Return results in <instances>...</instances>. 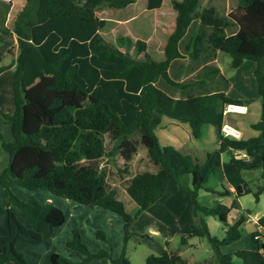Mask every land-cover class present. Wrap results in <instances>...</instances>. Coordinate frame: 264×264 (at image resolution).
Segmentation results:
<instances>
[{
  "label": "trees",
  "instance_id": "1",
  "mask_svg": "<svg viewBox=\"0 0 264 264\" xmlns=\"http://www.w3.org/2000/svg\"><path fill=\"white\" fill-rule=\"evenodd\" d=\"M163 1L147 0L146 8H159ZM134 2L26 0L12 26H0V31L14 32L18 39L16 58L7 64L0 58V73L13 67L14 100L13 112L4 114L11 122L13 139L7 140L0 131L1 148L8 154L7 165L0 170V188L8 198V233L0 234V264L9 259L30 264L18 243H41L67 219L53 203H42L33 196L18 198L12 183L119 214L126 246L133 221L163 197L170 181L190 201L192 232L181 236L183 244L192 236L206 237L215 264H264V241L255 238L262 235L259 230L253 232L255 249L223 251L241 238L246 214L229 222L231 209L238 206L236 198L213 206L199 202L201 190L219 197L230 193L225 186H206L214 166L204 172L198 159L173 145H163L156 133L163 116L188 123L196 138L205 124L217 126L219 149L229 152L238 168L242 166L234 151L260 143L262 182L254 196L256 200L264 196V0H173L175 25L160 60L153 59L145 40L134 42L123 36L114 43L101 33L109 21L97 13L103 6L125 8ZM219 51L230 54L234 68L246 59L256 63L261 116L253 127L258 136L238 139L221 132L225 104L241 100L228 95L232 82L217 63ZM140 145L146 148L154 169L139 171L127 180L125 189L137 205L132 214L118 189L108 184L106 169L98 160L119 154L127 173ZM11 204L31 220V227ZM210 215L227 227L223 238L211 234L206 220ZM259 222L264 226V217ZM73 232L67 245L85 258L75 262L53 252L52 264H87L104 257L131 264L125 251L117 258L107 249L92 252L80 230ZM97 235L107 239L101 230ZM180 261L179 254L169 251L168 242L163 251L146 258V264Z\"/></svg>",
  "mask_w": 264,
  "mask_h": 264
},
{
  "label": "rangeland",
  "instance_id": "2",
  "mask_svg": "<svg viewBox=\"0 0 264 264\" xmlns=\"http://www.w3.org/2000/svg\"><path fill=\"white\" fill-rule=\"evenodd\" d=\"M146 1L147 0H135L134 3L125 8L103 6L97 13L101 17L107 18L109 21L106 27L101 31V33L108 40L114 43L117 42L118 38L123 36L132 38L134 42L138 39L145 40L148 44L147 50L149 51L153 59L160 60L164 57V45L167 39V35L173 30L175 25V11L172 8L173 0H164L162 6L157 10H148L146 8ZM9 7V4L5 5V3L3 2L0 5V24L5 21ZM17 11V8L13 11L12 21L14 20V16L16 15ZM134 16L136 17L132 18ZM122 48L126 49V46ZM129 50L133 52L132 49ZM217 60L223 73L227 77H229L233 83L230 88V93L232 95H242L249 103V106L246 104L249 107V113L230 114L228 116L237 117L245 121L252 119L254 115H256V110L259 111V113L261 112V97L257 96L259 95L258 85L254 75V69L256 66L255 61L252 59H246L244 60L242 65L234 68L231 65L232 58L230 54L225 51L218 52ZM10 88L11 86H8L7 89L8 94L10 92L12 93V97L11 99L9 98V102L14 105L13 92ZM0 102L5 108V101L0 98ZM0 126L3 128L5 127L3 121L0 122ZM181 132L182 136H184V139L186 140L185 144L181 147L177 146L176 144L173 145H175V147L177 148H180L184 152L191 154L195 159H198L203 167L204 172H207L209 168L214 166L212 173L209 174L208 180L206 181V186H216L217 188H222L223 185H227L225 175H227L228 178L232 179H235V177L238 176V173L234 174V170L237 171V169L235 165H231V154L229 152H223L224 160L227 163V167L225 166L224 175L221 168L219 167V164H217L216 162V157H209L207 152L196 147V143L193 137H189V135H186L183 131ZM208 133L211 141L216 143L217 138H219L218 129L214 128L212 125V127L209 128ZM157 135H161L159 129L157 131ZM161 143L170 145V143L166 142L163 137L161 138ZM7 158L8 154L2 150L0 140V170L5 165H7ZM98 162L106 169L108 184L111 187H116L118 189L119 198L125 202L128 211L132 214L135 213L137 205L127 193L125 186L128 178L133 174L143 170L154 169L149 161L146 148L143 145L139 146L138 153L129 162V171L127 173L123 170L124 159L119 156V154H116L114 156H104L103 158L99 159ZM212 163H214L215 165H213ZM230 166H232L234 169H231ZM240 173L242 178L246 181L247 186L251 190L248 194L242 197L243 207L245 209H241L240 212L234 209L232 214L245 213L246 215H248L250 210L251 217L256 219L264 217V197L260 195L259 200H256L254 196V191H256L257 186L262 182L261 166L258 164L250 168V170L241 169ZM170 183L175 184L173 182ZM12 191L18 198L22 200H26L30 196H33L42 203L48 202L45 200V192H50L44 189L30 190L16 183H12ZM200 192H202V194H205L203 197L199 198V202L201 204L208 206H213L215 204L214 198L212 197L210 192L205 190H201ZM60 198L63 197L60 196ZM11 205L13 206L14 210H18L13 204ZM62 208L64 209L63 211L65 212V214L69 215L71 213L69 212V210H67V208H65V206H62ZM139 218L140 217L138 216L132 223V226L130 228L131 233L126 246L124 240V228L123 232H118L117 230H107V228L104 227L99 228V226L102 224H97V226H94L93 229H95V231L91 230L89 224H83L84 226H82V228L81 226H77V228L83 234V241L88 246L90 251L93 249H107L112 253L113 257L115 256V258L120 257L125 251V255L130 260L131 264H146L147 256L150 253H160L165 247L167 241L164 238L165 230H161L159 234H155L150 231V224H148V222L144 220L145 217L138 222L137 219ZM22 219L28 222L26 216L22 217ZM175 219L176 218L174 216L167 217V220L171 225L173 232L178 229L176 226L177 224L175 223ZM216 220L217 222H220V226H225L224 223L219 219ZM68 224L69 226H71L73 224V221L68 222ZM255 229L256 226L252 224L251 221L244 223L241 239L237 242H234L233 244L224 246L223 251L233 252L235 251L234 249L240 245L241 247H248L249 245L250 247L252 246V248H255L256 245L254 244L252 238V231ZM98 230L104 232L107 238L106 240L97 235ZM211 231L216 235H220L221 233L220 229H218V227L214 226L213 224H211ZM66 235L67 234H63V236ZM167 239H169L170 241L169 246L171 247V249H175L180 244V238L174 236V234L173 236L167 234ZM261 239L262 241H264V234L261 235ZM188 241L190 245L188 247V250L182 252V260L180 264H215L213 250L211 248L210 242L206 237L192 236L188 239Z\"/></svg>",
  "mask_w": 264,
  "mask_h": 264
},
{
  "label": "crops",
  "instance_id": "3",
  "mask_svg": "<svg viewBox=\"0 0 264 264\" xmlns=\"http://www.w3.org/2000/svg\"><path fill=\"white\" fill-rule=\"evenodd\" d=\"M2 2L5 3V5L9 4L10 7L8 8L7 17L5 21L1 23L0 26L1 27H11L12 22H13L12 21L13 11L16 8L18 9V11H20L25 6L26 0H9V1L0 0V5L2 4ZM159 8L148 9V10H157ZM135 17L136 16L132 18H135ZM17 44H18V39L14 32L4 33L0 31V58H2L3 63L5 64L10 63L16 58L17 52H18ZM10 49H13V51L9 52ZM217 63H218V60H217ZM12 77H13V67L7 68L0 73V98L5 101V108L2 106L0 102V122L3 121L4 126H5L4 128L0 126V131L4 134L7 140L13 139L11 122L7 120L4 115V114L10 115L14 110V105L9 102V98L11 99L12 93L10 92L8 94L7 92L8 86H11L10 89L13 92ZM228 95L235 99L241 100V102L249 106L248 101L242 95H232L230 93V89L228 90ZM257 96L259 97L260 94ZM247 113H249V110ZM260 116H261V112L259 113V111L256 110V115H254L252 119L247 120V121L243 119H239L237 117H230V116H228L226 119L240 128V130L242 131V136L240 137L241 139H248L250 137L259 135V131L253 127V124L259 121ZM210 127H212L211 124H205L202 127L201 136L199 138H196L193 136L191 127L188 123L178 121L168 116H163L160 125L156 128V133L159 129L161 133V135H158L160 142H161V138L163 137L166 142L170 143V145L176 144L177 146H180V147L183 146L186 142V140L184 139V136H182L181 131H183L186 135H189V137H193L196 143L195 145L198 149L207 152V154H210L211 158L216 157V160H217L216 162L217 164H219V167L221 168L222 173H224L225 175V166L227 167V163L224 160L223 152L220 151L219 149L220 132H219V138H217V142L216 143L212 142L209 137V133H208V130ZM213 127L218 129L217 126L213 125ZM163 145H166V144H163ZM261 148H262V145L260 143H255V144L248 146L245 149L234 151L236 160L242 167L238 168V166L234 162L231 161L232 162L231 165L232 166L235 165L237 169V171L234 170V174L238 173V176H236L235 179H232V178H228L227 175H225L226 180H227V185H223V186L229 189L230 193L227 196L219 197L217 194L210 192L212 197L214 198V203L220 200L231 203L233 198L237 199L238 206L233 207L231 209L229 216H228L229 222H232L233 219H235L240 214V213L232 214L234 209H236L238 212H240L241 209H245L243 207L242 197L248 194L251 190L247 186L246 181L242 178L240 171L241 169L250 170V168H252L253 166L260 164ZM7 161H8V158L6 159V162ZM212 164L215 165L214 163ZM232 166H230L231 169H234ZM170 182H173V181H170ZM170 182L167 185V188H166V191L163 197L157 200L155 203H153L149 208L142 211L139 215L140 218L137 219V221L139 222L142 218L145 217L144 220H146V222L150 224L149 225L150 231H152L155 234H159L161 230L162 231L165 230L164 238L166 239L168 244L170 243V241L169 239H167V234H170L171 236H173L174 234V236H177L178 238H180V244L175 249H171V247L169 246V251L171 253H176L181 256L182 252L188 250V247L190 245L189 241L186 244H183L181 242V236L183 234H189L192 232V215L190 211V201L186 195L182 194L179 191L178 186L176 184H171ZM45 193H46L45 194L46 201L53 202V204L59 206L62 210H64L62 206H65V208H67V210H69V212L71 213L69 215L66 214L67 216L66 222L63 225L58 226L55 230V233L50 237H46L41 243L33 244V243L24 242V241L18 243L17 245L18 248L25 254L26 258L31 264H52L51 255L53 252H60L61 254L65 255L66 257H68L69 259L75 262L82 261L85 258V254H83L77 249L70 248L67 245V242L72 240L73 235H74L73 230L77 228V226H81L82 228V226H84L83 224H89V226L91 227V230L95 231L93 227L97 226V224L99 225L102 224L100 226L98 225L99 228L104 227V228H107V230H112V231L117 230L118 232L119 231L123 232L124 220L119 214L114 213L98 205L81 204L73 200L64 198V197L60 198V196L52 192H49V193L45 192ZM204 195L205 194H202V192H200L198 199L200 197H203ZM14 206L16 209H18V210H15L18 217L27 226H32L31 220L27 218L28 222L24 221L22 219V217H25L24 213L19 207H17L16 205ZM11 207L13 208L12 205ZM7 208H8V199L6 196V191L4 188H0V234L1 235H6L8 233ZM250 214L251 212L249 210L248 215H246V221L244 223L251 221L252 224L256 226V229L260 230L261 234H264V226L260 224L259 222L260 218H257V219L253 218L250 216ZM170 216H174L176 218L175 223L177 224L176 226L178 229H176L175 232H173L171 225L169 224L167 220V217H170ZM201 216H204V214L201 213ZM216 219H217L216 217L211 216V215L206 216V220H207L211 234L216 235V234H213L211 231V224H213L214 226L218 227V229H220V232H221L220 235H216V236H218L219 238H223L226 235L227 227L220 226L219 224L220 222H217ZM71 221H73V224L69 226L68 222H71ZM259 224L262 226L261 228H259ZM242 230H243V226H242ZM255 230L252 231V238H253V232ZM63 234H67V235L63 236ZM81 235H82V238H84L82 233ZM244 248L255 249L256 246L255 248H252V246L250 247L249 245L248 247H241L240 245L236 247L234 250L244 249ZM97 250L99 249H96V250L93 249L91 251L96 252ZM1 252H2V249L0 248V253ZM2 264H16V263L14 260L9 259ZM87 264H121V262H116L109 257H104L100 259H93Z\"/></svg>",
  "mask_w": 264,
  "mask_h": 264
},
{
  "label": "built area",
  "instance_id": "4",
  "mask_svg": "<svg viewBox=\"0 0 264 264\" xmlns=\"http://www.w3.org/2000/svg\"><path fill=\"white\" fill-rule=\"evenodd\" d=\"M9 1V0H8ZM248 106L243 102H228L225 104L223 113H224V122L221 126V132L224 136H230L233 138H240L242 136V131L232 122L228 121L226 118L230 114H246L248 112ZM262 226L259 224V228ZM260 231V230H259ZM256 239L261 238L259 234L255 235Z\"/></svg>",
  "mask_w": 264,
  "mask_h": 264
}]
</instances>
